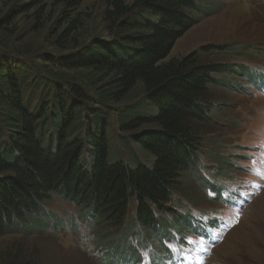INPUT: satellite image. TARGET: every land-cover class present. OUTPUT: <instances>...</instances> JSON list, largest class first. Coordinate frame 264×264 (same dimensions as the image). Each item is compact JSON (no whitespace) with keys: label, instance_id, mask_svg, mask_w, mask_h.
<instances>
[{"label":"trees","instance_id":"1","mask_svg":"<svg viewBox=\"0 0 264 264\" xmlns=\"http://www.w3.org/2000/svg\"><path fill=\"white\" fill-rule=\"evenodd\" d=\"M11 1L0 29L21 13L32 12L39 22L49 6L58 5L47 36L52 46L68 52L64 61L72 55V63L61 71L56 60L43 55L44 63L36 65L25 59L27 53L0 45V237L14 223L28 228V219L42 215L56 196L94 213L93 233L103 225L106 231L120 230L128 220L138 224L140 236L154 232L157 262L166 264L169 245L182 241L184 214L189 220L199 213L203 228L205 210L187 204L193 180L218 204L232 181L229 173H213L217 160L203 150L221 98L215 88L222 83V66L208 56L212 46L166 60L175 41L196 24L199 1L104 0L106 35L88 41L80 40L88 17L82 0ZM246 66L244 77L253 85L257 72ZM79 70L90 73L82 76ZM86 76L89 89L79 81ZM122 100L113 117L109 102ZM110 138L126 148V155L110 153ZM49 216L45 226L56 220L55 230L80 222L76 213ZM206 222L218 225L216 217ZM129 236L125 230L121 243ZM118 242L109 243L115 250L107 262L125 255ZM0 264L30 263L8 258Z\"/></svg>","mask_w":264,"mask_h":264},{"label":"rangeland","instance_id":"2","mask_svg":"<svg viewBox=\"0 0 264 264\" xmlns=\"http://www.w3.org/2000/svg\"><path fill=\"white\" fill-rule=\"evenodd\" d=\"M51 1L54 3L56 0ZM198 1V11L194 13V17L198 19L196 24L175 41L166 60L179 58L202 46H212L207 54L211 59L218 60L222 66V73L218 74L222 83L215 88L221 98L217 101L219 106L211 113L216 119L213 121V132L207 138L203 150L217 160L214 161L217 166L213 163V173H218V170L229 173L228 178L232 180L226 193L230 194L225 202L238 203L231 210L222 202L218 204L207 200L205 192L193 180L192 202L187 199V204L192 205L191 209L205 210L208 214L213 212L212 209L218 208L221 220H225L228 227L221 231L222 236L215 245L200 247L191 256L184 253V257L191 259L188 260L191 264H264V92L254 90L253 85L244 77L246 65L251 69L255 65L264 66V0ZM11 2H0V18ZM105 7L104 0H82L81 10L88 17L80 34L81 41H88L96 35H106L101 20ZM57 13L58 5L55 4L45 10L39 22H36L32 12L18 14L0 29V45L6 44L4 47L10 51L19 49L27 53L25 59L36 65H42L43 55H48L54 62L57 61L54 65L58 70L63 71L62 65L72 63V55L66 56L67 60L64 61L62 54L68 52H60L58 47L52 46L47 36V28ZM215 48L219 53H215ZM77 72L82 76L90 73L84 70ZM79 81L90 84L88 76ZM85 87L89 89L87 84ZM125 100L109 102L114 109L110 111V115L115 117L116 109ZM107 120L109 122L108 115ZM113 127L114 134H117L116 122ZM110 141L111 154L117 150L119 154L126 155V148L119 146L117 140L110 138ZM254 164L258 167L254 168ZM238 197L241 202L237 200ZM44 207L42 215H33L28 219L27 222H31L28 228L21 229V225L14 223L0 237V261L12 258L30 264H158L159 255L153 251L157 242L154 232L147 231V236H141L137 243L134 237L121 243L125 230L132 236L134 233H141L138 224L135 225L133 221L130 223L128 220L120 230L106 231V226L102 224L100 230L96 231H102L103 234L99 237L89 229L96 219V215L90 210L78 209L56 196H52V200ZM132 212L130 211L129 217L133 216ZM51 213L56 219L76 213L80 222L75 227L68 226L71 228L70 232L59 225L55 230L51 226H56V220H51V226H45ZM182 219L184 225L190 227L187 229L184 226L181 230V243L184 248L200 244L204 237L200 235L194 218L187 220L184 214ZM86 230L93 242L91 254L79 244L85 241L83 236ZM212 233L210 240H215L218 234ZM117 240V250L123 249L125 255L119 256V262L113 258L107 262L105 257H110L109 252L115 250L109 243ZM181 243L179 246L170 245L166 253L172 256L181 252ZM127 248L136 250L127 252ZM99 252L101 257L97 258ZM127 259L129 260L126 261ZM166 261L168 264L172 262L170 259Z\"/></svg>","mask_w":264,"mask_h":264},{"label":"bare ground","instance_id":"3","mask_svg":"<svg viewBox=\"0 0 264 264\" xmlns=\"http://www.w3.org/2000/svg\"><path fill=\"white\" fill-rule=\"evenodd\" d=\"M179 245H180V243H178V246H179ZM180 250H181L182 254L184 255L186 248H184V246L182 245V243H181V248H180Z\"/></svg>","mask_w":264,"mask_h":264}]
</instances>
